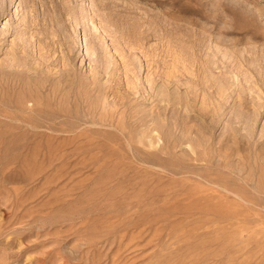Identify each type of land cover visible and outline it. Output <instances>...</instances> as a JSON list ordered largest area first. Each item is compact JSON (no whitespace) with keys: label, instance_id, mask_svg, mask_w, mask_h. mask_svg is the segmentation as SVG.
I'll list each match as a JSON object with an SVG mask.
<instances>
[{"label":"rangeland","instance_id":"1","mask_svg":"<svg viewBox=\"0 0 264 264\" xmlns=\"http://www.w3.org/2000/svg\"><path fill=\"white\" fill-rule=\"evenodd\" d=\"M0 264H264V0H0Z\"/></svg>","mask_w":264,"mask_h":264}]
</instances>
